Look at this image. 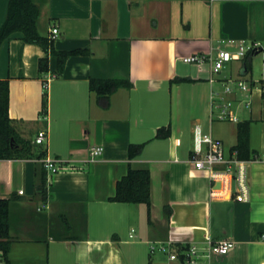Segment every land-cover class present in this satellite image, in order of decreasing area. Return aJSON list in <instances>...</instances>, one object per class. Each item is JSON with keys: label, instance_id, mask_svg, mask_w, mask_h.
Returning a JSON list of instances; mask_svg holds the SVG:
<instances>
[{"label": "crops", "instance_id": "0c3cea01", "mask_svg": "<svg viewBox=\"0 0 264 264\" xmlns=\"http://www.w3.org/2000/svg\"><path fill=\"white\" fill-rule=\"evenodd\" d=\"M8 2L0 0V26ZM34 2L40 7L39 32L51 37L58 29L49 69L39 71L44 49L17 33L0 48V79L9 80L12 125L32 142L35 154L44 149L45 157L59 159V171L49 173L35 156L0 160V198L16 195L8 262L0 252V264H184L152 252V245L194 243L203 255L222 240L235 247L202 256L199 264H264V78L254 76L252 58L247 74L244 59L216 74L208 59L183 60L257 43L264 56V0ZM75 50L84 52L68 55L58 73L55 51ZM93 78H127L133 86L119 88L103 107L90 89ZM228 78L251 86L250 105L232 110L238 122L219 120L211 102V93L221 92ZM229 97L240 100L244 94ZM245 120H251L256 155L243 160L247 200L239 201L234 175L214 180L194 167V129L200 125L223 142L226 156L238 157L237 124ZM168 126L171 135L156 138ZM42 131L47 139L38 144ZM140 143L141 154L131 159L130 144ZM97 145L103 153L92 161L90 150ZM129 168L150 170V209L109 201ZM44 172L45 197L39 188Z\"/></svg>", "mask_w": 264, "mask_h": 264}, {"label": "trees", "instance_id": "16d2710c", "mask_svg": "<svg viewBox=\"0 0 264 264\" xmlns=\"http://www.w3.org/2000/svg\"><path fill=\"white\" fill-rule=\"evenodd\" d=\"M40 7L34 0H9L5 18L0 26V48L2 44L20 33L25 43L40 45L45 56L39 60V71L47 72L49 69V54L52 50L51 37L44 36L39 32L38 19ZM83 50L69 52H58L57 71L60 73L64 67L65 58L70 54H80ZM253 51H249L243 60L242 74H247L251 69V58ZM187 78H179L177 81H187ZM90 89L95 91L98 100L103 107L110 104L111 95L121 87L131 88L133 83L127 78L91 79ZM43 107L47 110V98L44 96ZM250 125L251 120H245L237 124V144L234 150L238 152V158L249 160L256 155L250 147ZM171 135V128H159L156 138H167ZM145 143L130 144L129 157L132 159L141 154ZM35 156L42 159L46 156V150L41 149L36 154L30 140L20 136L12 125L9 116V80L0 79V160L23 159ZM46 174L41 176L39 188L41 195L46 196ZM16 195L10 198H0V252L5 261L8 262L11 235H10V203ZM112 202L144 203L150 209L151 205V172L148 168H129L116 183L113 196L109 197ZM150 214V210L148 211ZM150 216V215H149ZM178 251L181 249L177 246Z\"/></svg>", "mask_w": 264, "mask_h": 264}, {"label": "built area", "instance_id": "2783aa9c", "mask_svg": "<svg viewBox=\"0 0 264 264\" xmlns=\"http://www.w3.org/2000/svg\"><path fill=\"white\" fill-rule=\"evenodd\" d=\"M57 28L53 29L51 39L55 38ZM260 44L257 43L253 46H245L244 44L238 45L236 50L218 49L215 55L205 56L201 54H193L183 57V60L187 63L202 64L207 59L212 62L213 73L220 72L226 65L233 60L244 59L249 51L255 52L259 48ZM214 81V79H211ZM48 83H45L47 87ZM223 90L221 92L213 91L211 93L212 105L218 109L217 118L221 121L231 120L238 122L239 118L233 108L237 104H242L246 107L250 105L249 91L250 83L241 78H228L222 82ZM240 92L244 94L243 99L236 100L230 95ZM47 139V133L45 131L40 132L35 142L42 144ZM194 156L192 163L197 170L206 171L208 175L214 179L215 176L221 175L228 178L230 175H234L238 184V194L235 198L239 201L247 200V175L245 161L235 157H228L225 154L224 144L220 139L214 138L210 134L203 133L200 125H196L194 129ZM103 153V146L97 145L90 150V159L96 160ZM42 163L45 169L49 173H56L59 171V159L45 157L42 159ZM223 166V170L217 171L216 167ZM216 180V179H214ZM179 247L181 251H178L176 247ZM173 245L172 242H160L157 245H152L151 251L155 252L159 250L167 253L171 260H181L184 264H199V260L202 256L210 257L211 255H225L229 253L234 247L235 242L231 240H222L215 243H210L207 252L201 254L196 244H190L188 246Z\"/></svg>", "mask_w": 264, "mask_h": 264}, {"label": "rangeland", "instance_id": "374dc122", "mask_svg": "<svg viewBox=\"0 0 264 264\" xmlns=\"http://www.w3.org/2000/svg\"><path fill=\"white\" fill-rule=\"evenodd\" d=\"M252 65H253V70H254V76L256 78H264V56L263 54L254 55L252 57ZM134 240L139 241L140 238H136ZM156 254H161V253L159 250H156Z\"/></svg>", "mask_w": 264, "mask_h": 264}, {"label": "water", "instance_id": "95a60500", "mask_svg": "<svg viewBox=\"0 0 264 264\" xmlns=\"http://www.w3.org/2000/svg\"><path fill=\"white\" fill-rule=\"evenodd\" d=\"M259 53V51L257 50L256 52H255V54H258Z\"/></svg>", "mask_w": 264, "mask_h": 264}]
</instances>
